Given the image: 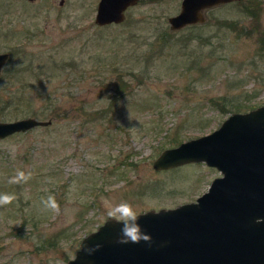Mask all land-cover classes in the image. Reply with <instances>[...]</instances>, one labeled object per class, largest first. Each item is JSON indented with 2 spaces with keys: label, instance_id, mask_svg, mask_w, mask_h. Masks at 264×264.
Instances as JSON below:
<instances>
[{
  "label": "rangeland",
  "instance_id": "374dc122",
  "mask_svg": "<svg viewBox=\"0 0 264 264\" xmlns=\"http://www.w3.org/2000/svg\"><path fill=\"white\" fill-rule=\"evenodd\" d=\"M98 1L0 0V120H51L0 139V196L13 197L0 264H64L121 201L139 213L195 200L216 168L153 160L264 101V0L179 30L168 17L182 0H140L102 26ZM18 171L27 179L10 183Z\"/></svg>",
  "mask_w": 264,
  "mask_h": 264
},
{
  "label": "water",
  "instance_id": "95a60500",
  "mask_svg": "<svg viewBox=\"0 0 264 264\" xmlns=\"http://www.w3.org/2000/svg\"><path fill=\"white\" fill-rule=\"evenodd\" d=\"M233 1L239 0H182L179 13L168 17L170 29L202 24L205 10ZM137 2L99 0L94 22L119 24ZM6 59L0 53V73ZM50 123L35 117L0 120V139ZM189 162H204L220 176L193 201L136 213L151 243H118L122 224L107 217L64 264H264V101L231 113L207 134L163 149L152 166ZM97 244L101 247L88 254Z\"/></svg>",
  "mask_w": 264,
  "mask_h": 264
},
{
  "label": "clouds",
  "instance_id": "9594fccd",
  "mask_svg": "<svg viewBox=\"0 0 264 264\" xmlns=\"http://www.w3.org/2000/svg\"><path fill=\"white\" fill-rule=\"evenodd\" d=\"M21 179L26 180L27 177H25L23 172L18 171L16 176L12 177L9 182L17 183ZM12 199L13 197L10 195L0 196V206L11 203ZM42 203L46 208L55 209L58 207L54 198L51 196H49L47 200H43ZM108 215L116 223L122 224L118 243L127 244L131 242L138 244L141 241L151 243L152 237L142 230L141 225L138 222L139 216L136 214L130 203L121 201L118 205L109 208ZM100 247L101 245L97 244L94 248H87L86 251L88 254H92Z\"/></svg>",
  "mask_w": 264,
  "mask_h": 264
},
{
  "label": "trees",
  "instance_id": "16d2710c",
  "mask_svg": "<svg viewBox=\"0 0 264 264\" xmlns=\"http://www.w3.org/2000/svg\"><path fill=\"white\" fill-rule=\"evenodd\" d=\"M236 2H240V1H236ZM191 27H193V26H195L196 27V25H190ZM229 26V25H228ZM29 66L31 67V62H29L28 63V65H27V67L26 68H29ZM174 142H172V143H178V142H180L181 140H179V139H172Z\"/></svg>",
  "mask_w": 264,
  "mask_h": 264
},
{
  "label": "flooded vegetation",
  "instance_id": "af4514ba",
  "mask_svg": "<svg viewBox=\"0 0 264 264\" xmlns=\"http://www.w3.org/2000/svg\"><path fill=\"white\" fill-rule=\"evenodd\" d=\"M139 1H140V0H138V2H139ZM138 2H137V3H138ZM135 5H136V4H135ZM129 7H130V6H129ZM129 7H128V8H129ZM128 8H127V9H128ZM195 25H199V24H195ZM188 26H190V25H188ZM185 27H186V26H185ZM4 53H7V59H6L5 63H4V65H5V64L7 63V61L9 60V56H10V54H9L8 52H4ZM4 65H3V67H4ZM3 67L1 68V73H2ZM1 73H0V76H1Z\"/></svg>",
  "mask_w": 264,
  "mask_h": 264
}]
</instances>
